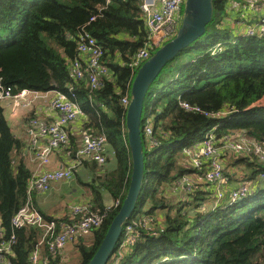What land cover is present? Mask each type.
Listing matches in <instances>:
<instances>
[{"label": "trees", "instance_id": "obj_1", "mask_svg": "<svg viewBox=\"0 0 264 264\" xmlns=\"http://www.w3.org/2000/svg\"><path fill=\"white\" fill-rule=\"evenodd\" d=\"M227 2L214 0V17L206 33L168 62L155 80L161 86L152 90L154 82L146 96L145 106L150 107L146 118H152L158 147L148 148L143 139L145 172L144 193L137 207L140 213L149 215L154 209L166 207L165 199L158 197L159 187L194 172L179 166L178 156L183 147L201 140L215 124H219L214 130L217 140L232 132L264 140V36L239 35L226 26L223 18ZM83 29L103 45L109 66L97 89H92L86 79L75 80L70 73V62L79 56ZM149 35L140 0H0L1 85L10 87L13 93L57 90L81 104L87 118L79 133L70 125L82 114L69 123L68 143L57 149L71 160L77 155L84 132L107 137L104 164L84 158L75 167L74 178L91 193V200L83 203L87 209L74 215L73 205L65 217L50 218L36 205V193L28 194L33 172L23 158V149L30 147L34 155L36 150L30 137L27 141L14 129L0 101V230L6 240L15 236L11 264H32L31 254L36 249L48 252L51 236L40 243L41 226H13L12 219L28 202L46 220L56 222V232L60 224L76 222L83 215L106 213L104 223L91 233L90 243H84L82 236L78 239L81 264H88L97 251L131 181L127 110L121 99L125 95L131 98V85L141 66H134L133 59L147 44ZM23 117L28 134L32 120H46L34 110ZM237 155L224 172L229 181L241 175L249 184L246 195L230 203L227 197L233 188L227 184L225 197L213 206L215 197L196 181L198 188L185 204V217L168 215L162 229H157L154 222L148 229L142 228L139 240L122 254L115 251L108 264H264V163L244 153ZM83 165L89 171V180L87 173L84 178L78 171ZM239 165L246 172L238 173ZM207 170L208 165L203 164L195 172L213 189L214 183L205 178ZM206 204L210 207L201 208ZM49 256L50 264L64 262L61 250Z\"/></svg>", "mask_w": 264, "mask_h": 264}, {"label": "built area", "instance_id": "obj_2", "mask_svg": "<svg viewBox=\"0 0 264 264\" xmlns=\"http://www.w3.org/2000/svg\"><path fill=\"white\" fill-rule=\"evenodd\" d=\"M184 2L185 0H140V9L150 35L147 44L134 57V66L141 65L158 48L174 37L181 25L183 16L181 9ZM256 30L259 31L257 34L264 36V15L260 17L257 27H253L249 34H256ZM79 37V56L72 60L69 66L71 76L75 80L86 79L92 89H97L100 86L101 78L109 72V66L104 59L103 45L98 42L89 30L83 29ZM52 91H54V95L50 98L40 96L39 91L28 89L13 93L10 87L1 85L0 81V101L3 107L8 110L9 116L13 117L21 110L31 109L36 99L43 98L50 101L51 110L57 115L56 119L50 123L45 122L46 120L34 119L31 121V129L29 130L32 147L36 150V158L40 159L43 165L49 164L51 155L58 148L68 143L69 133L67 127L69 123L74 121L80 114H83L81 104L78 101L70 98L64 92ZM73 96H75L74 93ZM121 101L127 108L130 102L129 95H125ZM182 104L189 108L187 103ZM232 111L223 113L221 117H225ZM151 119L147 117L145 121H142L143 139L150 149L158 147V140L153 136L154 128ZM218 126L219 124L212 126L205 133L201 143L194 144L191 147H183L181 151L194 157L192 160L193 168L198 169L203 164L208 165L205 178L207 181L214 183L215 186V204L213 206H216L225 197V186L229 181V177L224 172L225 166L221 159L225 156L226 151L255 156L264 163V140H257L241 132H232L217 140L214 130ZM246 141L250 142L246 143ZM106 144L107 137L104 134L93 135L87 131L84 132L81 146L75 159L67 166H60L54 169L47 168L39 174H33L28 194L31 195L34 192L43 193L50 190L54 182L74 179L75 167L80 163V159L89 158L98 164H104L107 157L105 153ZM177 185L179 190L183 191V194L188 195V197H190L189 194L194 193L198 188L196 180L190 174H185L177 180ZM248 191L249 184L242 181L236 188L230 190L227 198L232 203L246 195ZM209 207L210 204L201 206L204 209ZM86 209L87 205L77 204L72 207L71 212L75 215L82 213ZM106 215V213L83 215L76 222L60 224V230L56 232V222L46 220L39 209L28 202L14 216L12 223L15 227L24 225L41 226L43 235L40 243H43L51 236L48 240V252L36 249L31 254L32 264H50L49 254L62 251L69 244L75 243L82 235L91 234L104 223ZM151 216L152 214L139 213L128 221L117 246L116 254H122L139 240L141 229L150 227ZM14 242V235L9 240H6L4 233L0 230V264H11L9 256L12 255Z\"/></svg>", "mask_w": 264, "mask_h": 264}, {"label": "crops", "instance_id": "obj_3", "mask_svg": "<svg viewBox=\"0 0 264 264\" xmlns=\"http://www.w3.org/2000/svg\"><path fill=\"white\" fill-rule=\"evenodd\" d=\"M262 15H264V0H228L223 19L226 23V26L230 27L236 34L247 35L253 27H257L258 21ZM253 22L254 26H251ZM39 95L50 98L54 95V91H39ZM263 101L264 98L261 102ZM49 107V100L39 98L33 102L31 109L21 110L18 115H15L14 117L9 116L7 109L4 108V110L6 117L9 118L12 123H14V129L18 131V134L25 140L29 141L30 136L27 131V123L24 122L23 114L34 110L37 111L44 119L52 121L54 118H56V116ZM86 118L87 116L84 113L80 115L78 119L70 125V129L79 133V129ZM186 154L187 153L185 152H180L178 156V165L186 169H192L191 157ZM23 158L26 164L31 168L33 172L32 174H39L47 168L54 169L60 166H67L72 161L68 155L64 154V152L61 150H56L51 155L50 163L43 165L40 159H37L36 155L33 154L30 147H24ZM81 167L78 168V171L81 172L82 175L84 174V178L85 174L87 173L88 179L86 180H89L90 176L88 175V169L85 167V165ZM175 172L176 171H173V173ZM190 176L193 177L197 182L201 183V189L203 191L209 193L211 192V196L213 197L214 186L213 189L208 188L207 184H204V179L201 178L196 172H192ZM234 179L229 181L227 185L228 188H234L238 185V183L241 182V180L237 178L239 182L232 183ZM76 181V178H74L71 181L54 182L50 190L43 193H36L34 196L36 205L50 218L65 217L66 215L70 214V209L73 205L81 203L83 204L91 200V193L89 192L86 185H84L82 182L77 184L75 183ZM162 186L163 188H161ZM158 197L165 199L166 207H160L156 210V212L151 213V217L153 219L151 223L154 222L155 225H157V229H162L166 225V217L171 214H176V211L180 208L182 202L185 201V199L184 195L180 193L177 181L175 180L162 183L158 189ZM188 200L189 198L187 201ZM88 238L91 242L93 240V234H90ZM69 246L70 245L67 246L68 250L71 249ZM63 260H65L64 257Z\"/></svg>", "mask_w": 264, "mask_h": 264}, {"label": "water", "instance_id": "obj_4", "mask_svg": "<svg viewBox=\"0 0 264 264\" xmlns=\"http://www.w3.org/2000/svg\"><path fill=\"white\" fill-rule=\"evenodd\" d=\"M214 17V0H185L181 25L173 38L158 48L138 68L131 85L126 108L127 139L132 157L131 181L120 209L88 264H108L116 251L128 221L139 214L140 196L144 193L145 154L142 119L145 99L163 68L179 52L201 38Z\"/></svg>", "mask_w": 264, "mask_h": 264}, {"label": "rangeland", "instance_id": "obj_5", "mask_svg": "<svg viewBox=\"0 0 264 264\" xmlns=\"http://www.w3.org/2000/svg\"><path fill=\"white\" fill-rule=\"evenodd\" d=\"M251 26H254V22L251 24ZM259 31L258 30H256L255 31V33L257 34ZM258 35H260V36H262L261 34H258ZM159 86H161V82H155L154 83V85H153V87H152V90H154V89H157V88H159ZM261 103H263L264 104V101L263 102H261ZM50 109H51V107H49ZM149 110H150V107H149V105H146L145 106V109H144V111H143V119H145L146 118V116H148L149 115ZM18 115V114H17ZM14 117V116H13ZM143 135V134H142ZM254 138V137H253ZM256 139V138H255ZM258 140V139H257ZM247 142H250V141H246V143ZM243 143V142H242ZM195 144H197V143H195ZM224 147V146H223ZM225 148V147H224ZM226 149V148H225ZM226 151V150H225ZM190 156V155H189ZM238 156L239 155H237V154H235L234 152H232V151H226V153H225V156L223 157V158H221L222 160H223V164H224V166L225 167H227V165L228 164H230L232 161H234V160H236L237 158H238ZM191 157V160H193L194 159V157H192V156H190ZM255 157V156H254ZM179 160H180V158H179ZM104 166V165H103ZM100 167H102V166H100ZM104 167H107L106 169H109L110 167H108V166H104ZM104 167H102V168H104ZM192 169H193V171L195 172V171H197L198 169H195V168H193V166H192ZM237 171H238V173L239 172H246V169L244 168V167H242L241 165H239V166H237ZM240 176V178H238L239 180H241V182H242V177H241V175H239ZM237 178H235L233 181H232V183H235V182H239V180H238ZM77 180V179H76ZM79 181V180H78ZM78 181H76L75 183H80V182H78ZM76 184V185H77ZM161 188H163V186L161 187ZM180 193L182 194V195H184V199H185V201H183L182 202V205L180 206V208L176 211V214H171L172 216L171 217H179V218H183V217H185L186 216V214H185V212H186V206H185V204L186 203H188V201H187V199L189 198V200L191 199V196H192V194H194V193H192V194H189V196L190 197H188V195H186V194H183V191H180ZM142 194H143V192H142ZM213 194H215V189H214V193ZM214 196V195H213ZM156 210L157 209H154V212H156ZM173 213H174V211H173ZM136 215H138V214H136ZM179 215V216H178ZM167 216V215H166ZM153 221V219L152 220H150L149 222H152ZM90 235V233L89 234H87V235H82V237H83V242L84 243H87V242H90L89 241V238H91V237H89L88 238V236ZM82 242V241H81ZM79 243V240L77 241V242H75V243H72V244H69L70 246L69 247H71V249L70 250H68V247H66V248H64L63 250H62V252H63V256H64V258H65V260H64V262H62V264H81V256H80V253L78 252V247H77V244ZM114 255H115V253H113L112 254V258H114Z\"/></svg>", "mask_w": 264, "mask_h": 264}, {"label": "bare ground", "instance_id": "obj_6", "mask_svg": "<svg viewBox=\"0 0 264 264\" xmlns=\"http://www.w3.org/2000/svg\"><path fill=\"white\" fill-rule=\"evenodd\" d=\"M202 139H203V138H202ZM202 139H201V140H199L198 142H195V143H197V144H198V143H201V142H202ZM193 145H194V144H193ZM241 183H242V182H241Z\"/></svg>", "mask_w": 264, "mask_h": 264}]
</instances>
